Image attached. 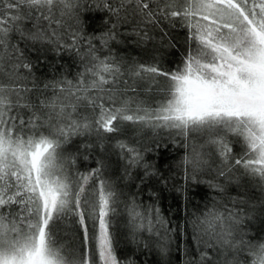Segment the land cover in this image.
Returning a JSON list of instances; mask_svg holds the SVG:
<instances>
[{
    "label": "snow or ice",
    "instance_id": "obj_1",
    "mask_svg": "<svg viewBox=\"0 0 264 264\" xmlns=\"http://www.w3.org/2000/svg\"><path fill=\"white\" fill-rule=\"evenodd\" d=\"M0 264H264V0H0Z\"/></svg>",
    "mask_w": 264,
    "mask_h": 264
}]
</instances>
